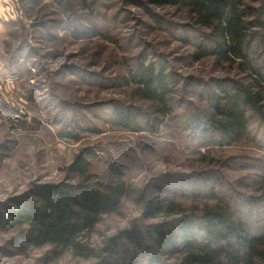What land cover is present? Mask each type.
Segmentation results:
<instances>
[{
    "label": "rangeland",
    "instance_id": "374dc122",
    "mask_svg": "<svg viewBox=\"0 0 264 264\" xmlns=\"http://www.w3.org/2000/svg\"><path fill=\"white\" fill-rule=\"evenodd\" d=\"M10 1L14 17L5 22L0 41V264H120L123 253L104 260L53 258L47 247H25L21 230L8 225L15 202L35 185L74 180L68 168L78 154L89 160L93 180L121 176L142 190L165 175L195 180L205 165L219 166L222 172L214 173L227 174L231 187L259 196L254 190L264 148L251 142L213 147L208 159L214 164L207 167L199 154L207 149L198 146L204 136L188 135L182 126L190 101L197 103L194 86L207 88L210 78L227 74L211 59L186 57L187 11L156 0ZM193 34L188 36L194 40ZM154 57L167 62L175 78L186 79L173 120L158 133L136 132L116 122L114 109L135 102L134 86L123 79L129 67ZM142 109L148 111L146 102ZM247 154L261 163L246 160ZM139 217L136 200L128 199L94 238Z\"/></svg>",
    "mask_w": 264,
    "mask_h": 264
},
{
    "label": "trees",
    "instance_id": "16d2710c",
    "mask_svg": "<svg viewBox=\"0 0 264 264\" xmlns=\"http://www.w3.org/2000/svg\"><path fill=\"white\" fill-rule=\"evenodd\" d=\"M156 1L187 11L186 57L193 62L211 59L227 73L210 78L207 88L194 86L197 103L190 101L182 124L188 135L204 136L198 145L207 149L199 152L202 161L207 167L214 164V158L208 159L213 147L251 142L264 148V0ZM129 68L123 79L129 78L136 99L117 106L114 119L136 132L158 133L173 120L177 92L186 78H175L160 57ZM246 158L261 163L257 156ZM89 166L84 154H78L68 168L74 180L35 185L15 202L8 225L21 230L25 247H47L53 258L85 260L123 253L120 264H264V165L254 190L258 197L231 187L227 174L214 173L213 168L222 172L219 166L208 170L205 165L195 180L165 175L142 190L121 176L93 180ZM128 199L136 200L141 217L114 234L102 230L94 238Z\"/></svg>",
    "mask_w": 264,
    "mask_h": 264
},
{
    "label": "crops",
    "instance_id": "0c3cea01",
    "mask_svg": "<svg viewBox=\"0 0 264 264\" xmlns=\"http://www.w3.org/2000/svg\"><path fill=\"white\" fill-rule=\"evenodd\" d=\"M5 2V3H4ZM9 12L11 14L9 15ZM14 8H13V3L10 0H0V41L5 39V35H3V29H4V24L7 22L9 16L12 18L14 17ZM6 13H8V17L6 16ZM2 15L5 16L6 19L3 20ZM2 45V43H0Z\"/></svg>",
    "mask_w": 264,
    "mask_h": 264
}]
</instances>
